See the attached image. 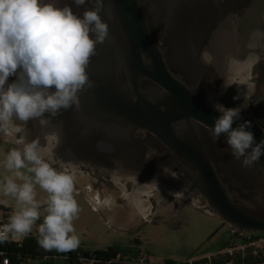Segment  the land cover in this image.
Here are the masks:
<instances>
[{
  "label": "flooded vegetation",
  "instance_id": "obj_1",
  "mask_svg": "<svg viewBox=\"0 0 264 264\" xmlns=\"http://www.w3.org/2000/svg\"><path fill=\"white\" fill-rule=\"evenodd\" d=\"M137 1L154 45L174 78L191 93L200 94L210 108L214 109L213 102L226 108L239 107L250 121L263 123L264 0ZM42 2L70 6L74 14L82 17L91 8L92 0L83 6L75 5L74 0ZM255 44L261 48H254ZM114 50L116 91L132 102L140 97L158 105L168 99L167 90L137 73L131 62L137 59L126 44L118 43ZM138 59L144 67L153 66L151 57L145 53H140ZM20 71L9 76L5 88L17 81ZM241 76L250 83L245 104L240 103L242 98L238 93ZM230 93H236L239 99L233 100ZM78 97V108L61 109L55 116L45 113L44 118L49 120L46 126L40 125L39 118L24 123L14 117V122L22 128L17 133L20 141L28 143L39 138L40 154L57 170L74 171L82 180L81 188L125 189L129 194L126 201L116 193L113 206H131L136 211V222L139 221L137 208L130 200L145 198L146 192L153 189L162 193L169 184L183 187L186 179L182 169L193 171L164 141L147 129L105 115L83 90ZM172 129L178 136L196 132L228 197L238 207L264 219V176L256 163L250 168L243 167L241 160L231 155L226 138L221 136L219 141H214L209 128L198 122L177 121ZM172 170L179 179L168 174ZM82 194L87 201L100 205V191L94 197ZM242 199L250 200L254 207L248 208Z\"/></svg>",
  "mask_w": 264,
  "mask_h": 264
},
{
  "label": "clouds",
  "instance_id": "obj_2",
  "mask_svg": "<svg viewBox=\"0 0 264 264\" xmlns=\"http://www.w3.org/2000/svg\"><path fill=\"white\" fill-rule=\"evenodd\" d=\"M86 2L74 0L77 6ZM92 4L81 17L67 5L0 0V132L22 131L14 117L24 123L39 118L40 125L46 126L45 113L55 116L61 109L78 108V93L95 86L86 69L97 45L105 43L108 25L100 16L104 0H92ZM18 69L17 81L5 88ZM213 108L220 113L208 129L213 140L224 136L233 158L241 160L243 167H252L264 155V139L256 142L250 121L233 128L241 118L239 107L214 103ZM18 143L23 147L10 149L2 161L5 174L0 179V194L14 200L15 206L0 227V243L20 240L35 228L37 243L45 251L77 249L81 240L73 223L80 212L74 196L75 172L57 170L48 163L40 154L39 138ZM37 187L47 194L42 200L37 199ZM7 203L0 200V204Z\"/></svg>",
  "mask_w": 264,
  "mask_h": 264
},
{
  "label": "water",
  "instance_id": "obj_3",
  "mask_svg": "<svg viewBox=\"0 0 264 264\" xmlns=\"http://www.w3.org/2000/svg\"><path fill=\"white\" fill-rule=\"evenodd\" d=\"M94 4L91 3V7ZM103 22L108 25L105 43L97 45L96 53L90 58L86 69L94 82V87L86 88L89 101L94 102L105 115L118 117L134 127L151 131L192 169L183 168L187 186L201 195L215 215L232 228L249 232L264 233V219L238 207L227 195L225 188L212 164L204 152L196 132L176 135L172 124L177 121L193 120L206 127L213 126L214 118L220 113L210 108L200 94L191 93L180 81L167 70L152 36L140 15L137 0H104L100 12ZM94 38L95 34L90 33ZM118 43L126 44L130 53L137 60H131L137 73H140L168 91L167 100L158 105L149 103L144 98L136 102L127 99L113 87L114 52ZM140 53L149 55L153 66L147 68L139 62ZM133 59V58H132ZM134 68V69H135ZM264 79V76H263ZM164 109H160V107ZM263 123L250 121L241 114L233 128L244 120L252 124L251 131L256 142L264 139V105L262 106ZM264 176V155L256 162ZM261 199V196L258 195Z\"/></svg>",
  "mask_w": 264,
  "mask_h": 264
},
{
  "label": "rangeland",
  "instance_id": "obj_4",
  "mask_svg": "<svg viewBox=\"0 0 264 264\" xmlns=\"http://www.w3.org/2000/svg\"><path fill=\"white\" fill-rule=\"evenodd\" d=\"M259 46L255 44L254 48L258 49ZM233 77L230 79L233 80L235 78ZM238 81V93L242 98L240 103L245 104V98L249 96L250 83L242 76ZM18 141L20 138L17 133L0 132V179L5 174L2 167L5 154L14 147L22 148ZM168 174L180 178L173 170ZM75 176L78 186L75 187L74 196L80 212L73 223L81 240L78 248L94 251L122 246L130 248L126 254L132 251L148 254V261L151 264H165L166 261L176 263L199 261L227 249L232 250L233 256L241 253L238 249L241 242L233 239L232 227L215 215L201 195L187 186L177 187L169 184L164 186L162 193L153 189L146 192L148 196L145 198L130 200L137 208L139 221L136 222V211L131 206L127 204L113 206L118 195L126 201L125 198L129 194L125 189L99 190L88 189L85 186L81 188L79 186L82 185L80 183L82 180L76 174ZM229 190L232 192V189ZM99 191L100 205L91 203L82 196V193L90 197L98 196ZM243 192L248 193L249 190ZM37 193L38 200L44 199L47 195L38 187ZM0 200L8 201L7 204L0 205L11 215L15 201L2 194ZM242 201L248 208L254 207L250 200ZM4 214L0 210V218ZM42 218L37 224L42 222ZM32 234H38L35 228ZM26 264L33 262L29 260ZM54 264L64 263L55 261Z\"/></svg>",
  "mask_w": 264,
  "mask_h": 264
},
{
  "label": "trees",
  "instance_id": "obj_5",
  "mask_svg": "<svg viewBox=\"0 0 264 264\" xmlns=\"http://www.w3.org/2000/svg\"><path fill=\"white\" fill-rule=\"evenodd\" d=\"M0 210L4 213L8 212L2 205H0ZM261 235H264V233H255V236ZM37 239L38 234L34 235L30 233L21 244H17L11 241L0 243V259L1 254H3V256L9 258L12 264H26L29 260L32 261L33 264H44L45 259L52 258L53 256H66V264H77L79 257H83L86 259H89L90 257H96L104 261L111 257H114L118 252L125 253L130 249L120 246H112L107 249L94 251L86 250L83 248H77L73 251L68 252H58L56 250L45 251L38 245ZM230 260H233V264H264V256L255 257L252 254L243 256L241 253L236 256L226 255L221 260H219L218 263L227 262ZM165 264L185 263L166 261Z\"/></svg>",
  "mask_w": 264,
  "mask_h": 264
},
{
  "label": "built area",
  "instance_id": "obj_6",
  "mask_svg": "<svg viewBox=\"0 0 264 264\" xmlns=\"http://www.w3.org/2000/svg\"><path fill=\"white\" fill-rule=\"evenodd\" d=\"M10 216L9 213H5L0 218V227L8 222V217ZM256 232H249L244 230H238L235 228H231V234L233 239L239 240L241 244L239 245L238 249L241 251L243 256L247 254H252L255 257H262L264 256V235L255 236ZM27 237V236H26ZM22 238L20 240H9L11 242L21 244L23 240L26 238ZM229 255L232 256V250H221L217 254L209 255L204 259L199 261H190L185 264H233V260L227 262L218 263L222 257ZM67 258L66 256H53L52 258L45 259L44 264H54L55 261L63 262L66 264ZM198 262V263H196ZM0 264H12L9 258L3 256L1 254ZM77 264H151L148 261V254L142 251H132L130 253L126 252H118L114 257H111L107 260H101L100 258L90 257L89 259L79 257Z\"/></svg>",
  "mask_w": 264,
  "mask_h": 264
}]
</instances>
